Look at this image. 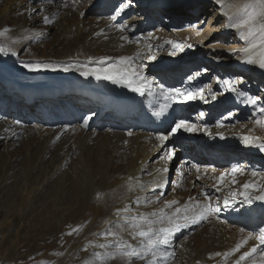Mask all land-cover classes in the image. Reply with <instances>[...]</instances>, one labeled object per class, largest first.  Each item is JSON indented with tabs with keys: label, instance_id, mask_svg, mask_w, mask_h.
I'll return each mask as SVG.
<instances>
[{
	"label": "bare ground",
	"instance_id": "1",
	"mask_svg": "<svg viewBox=\"0 0 264 264\" xmlns=\"http://www.w3.org/2000/svg\"><path fill=\"white\" fill-rule=\"evenodd\" d=\"M118 1L121 0H116ZM147 1L154 2L153 6H149ZM113 2L114 0H0V30L10 29L0 35V46L11 49L7 54L0 53V102H3L0 105V145L7 143L13 146L21 139L27 150L28 147L43 144L35 160L41 159L42 166L48 163L51 166L47 172V176L51 172V202L48 201L42 206L34 220L38 224L51 223V263L45 264H85V261L94 259V251L104 252V249L89 247L85 251L84 248L90 240L103 242L102 236L94 234L102 233L118 219L115 216L117 208L127 204L133 211L151 212L165 206V196L166 200H170L174 195H180L176 200L179 202L177 205L166 208V211H172L175 207L189 202V197L203 201L205 192L212 198L213 205L219 197V212L199 224H189L177 232L170 244L175 257L169 258L168 263L234 264V260L243 251L249 250L252 244L258 241L250 240L241 249V253L227 259L222 255L216 256L215 253L230 251L244 236L255 235L259 228L264 227V201L253 200V203L246 204L241 196L230 202V206H224V197L231 191H242L241 186L245 182L264 183V180L251 175L254 169L264 174V150L257 147L264 143V125L256 123L257 120L264 121V113L260 111L264 104L245 103V99L252 96L245 86L240 85L237 78L233 77V72L254 69L261 72L264 78V68L258 63L245 62L246 54L242 49L247 47V42L237 31L233 33L235 29L227 27V17L224 16V27H214L215 33L206 42L211 41L215 35H223V38L230 35L229 38L233 36L234 40L241 38L242 41L235 40L236 44L232 46L238 48L235 54L231 47L210 50L211 48H206L205 45H195L193 33H190L188 28H197L194 20L203 11L208 13L210 6L213 10L209 12L211 15L207 28L212 27L210 22L216 17L219 18L222 11L235 12L247 1L223 0L222 9L215 0H127L124 10L119 13V8L116 9L113 5L109 7ZM33 8H36L37 12L33 13ZM113 9H116L115 15H104ZM121 13L129 14L130 17L118 24L112 17ZM43 16L53 19L54 23L56 21V25H45ZM150 21L157 31L145 30ZM115 25H124L125 28L121 30ZM181 26L188 28L180 30ZM49 29L56 31L58 37L49 40ZM137 30H140V34H136ZM37 32L42 33L39 38L36 37ZM148 33H152V36L149 37ZM204 35L201 36L202 39ZM60 37L62 38L59 39ZM176 44L180 47H174ZM137 53H140V56L132 62L133 66L140 67L147 76L154 78L155 82L145 85L143 95L123 85L129 93L145 96L143 105L148 103V97H166L167 88L161 94L158 84L167 82L172 88L183 90V79L187 80L189 75L201 73L187 82L190 86L202 84L207 102L197 99L187 101L183 106L188 121L200 129H203L210 119L216 118L214 125L208 127L210 135L203 130L194 133L179 131L169 136L162 145L157 137L160 134L167 135L169 131L151 134L138 129L115 130L111 128V124L116 117L112 120L111 114L103 117L100 124H93L90 128L85 127L84 123L59 128L26 126V115L21 114V108L26 107L22 102L26 97L23 92H19L18 97H12L6 93V88L1 83L9 80L19 87H93L99 92H104L112 88L114 83L82 76L75 67L65 72L63 65L100 66L102 57L112 58L106 63H113L118 62L119 57H135ZM150 55L155 59L149 60ZM30 62L50 63L58 67L30 71L23 66ZM202 69H208L209 73H212L211 82L206 75L208 71H201ZM225 81H232L237 92H231ZM213 92L217 93L216 99L211 97ZM38 106L39 104L35 108ZM228 107L232 109V116L223 114ZM248 109H251L250 113ZM28 111L32 114L37 109L28 108ZM200 112L204 115L200 116ZM18 119H21V122L17 123ZM218 122H222L223 127H218ZM181 136L189 137L191 141L195 140V143L190 144L188 152H181L186 155L190 164L177 168L171 180L169 168L172 166L173 156L168 159L167 152L170 148L175 150L171 137ZM245 136L250 140L254 137L258 139L253 140L251 144H245ZM202 142L207 147H203L200 144ZM18 155H21V152ZM16 158L17 156L13 155L8 161L2 182L5 183ZM205 161H210L213 166H201ZM226 162H232L231 166ZM165 167L168 168L167 173L157 171ZM233 167L241 170L235 174L236 183L232 182ZM38 170L37 172H40ZM224 172H228L229 176L225 178L224 184L218 185L222 188V191L218 192L213 185L217 184L216 178ZM130 177L134 178L131 184L128 182ZM157 182L159 188H156ZM140 184L145 185L143 190L140 189ZM183 186L193 188L194 191L183 192ZM40 187L34 188V196L36 192L43 193ZM27 193L29 201L31 194L30 191ZM161 193L163 195H160ZM158 195L160 200L152 204H135L137 197L142 201L146 197L155 200ZM256 205L259 206L253 209ZM20 213L22 214L18 208L12 211L8 218H4L6 224L0 227L4 238L0 245V264H23L19 258V250L26 243L29 234H25L19 225L22 220ZM252 216L254 221L247 220ZM106 220L109 224H105ZM14 225L19 226L15 232L12 230ZM77 228L79 230L74 232L73 229ZM240 229L244 231L241 232ZM186 231H189L188 235H185ZM125 238L130 239L127 233ZM36 239L38 238L34 236L31 241H37ZM36 246L39 247V244ZM40 250L42 248L38 251ZM261 252H264V245L258 247L255 254L257 261ZM96 264H99V261H96ZM104 264H125V261L118 256L106 260ZM133 264H144V261L134 260ZM242 264H251V259Z\"/></svg>",
	"mask_w": 264,
	"mask_h": 264
},
{
	"label": "snow or ice",
	"instance_id": "2",
	"mask_svg": "<svg viewBox=\"0 0 264 264\" xmlns=\"http://www.w3.org/2000/svg\"><path fill=\"white\" fill-rule=\"evenodd\" d=\"M217 5H220L223 9V0H215ZM124 10V5L118 9V13ZM33 13L37 12L36 8L32 9ZM42 11V10H41ZM222 15L227 17L228 24L227 27L235 29L237 34L246 40L247 47L242 49L246 54L245 62L249 64L258 63L261 68H264V0H248L247 3L238 7L235 12L222 11ZM115 16L112 17L115 20ZM42 21L45 25L54 23L53 19L48 16H43ZM121 30H124V25H115ZM10 29L0 30V35H4L9 32ZM42 35L41 32L36 33V37ZM151 37L152 33H148ZM122 39L127 40L128 37H122ZM171 43V42H169ZM151 49V45H148ZM174 47H180L179 44L174 45ZM191 47V45H189ZM11 51L10 48L6 49L0 46V53H5ZM140 56L137 53L135 57L122 56L119 57L118 62L106 63L112 58L102 57L100 58V66H89L84 65H73L66 64L63 65V70L65 72L69 71L71 68L75 67L76 71L80 72L82 76L85 77H95L97 80H107L113 83L125 84L127 87L132 89L134 92H138L141 95L144 94L145 85L154 83V78L147 76L140 67L133 66V61ZM149 60L155 59L154 56H148ZM91 60V58H89ZM30 71H40L42 69H49L58 67L50 63L44 62H30L23 65ZM203 71H207L204 69ZM201 73L197 72L195 76L189 75L187 77L188 81H192L195 77L199 76ZM227 88L231 92H237V88L232 81H225ZM157 87L161 90V94L165 91L164 84H158ZM168 95L165 97L167 100H171L176 104H183L187 101H195L197 99L207 102L204 95V88H196L193 90L181 89V88H171L167 89ZM240 94V93H238ZM212 99H216L217 93H211ZM258 97H247L245 103L250 105H256L258 102ZM171 107V104H165L163 109ZM261 113H264V108L260 109ZM161 113H157L160 115ZM94 115V114H93ZM200 116L204 113L200 112ZM233 113L229 112L228 116H232ZM92 117L89 116L84 119V126H88V121ZM19 123V121H17ZM257 124L264 125V121L257 120ZM218 127H223L222 122L217 123ZM203 130L204 132L211 134L207 125L203 129H200L196 124L188 120H179L174 123L170 132L158 135L157 139L163 145L165 141L169 139V136L177 134L179 131L194 133ZM222 135V134H221ZM258 138H250L248 136L243 137L245 144H251L253 140ZM261 150H264V143L257 145ZM175 155L174 149H168L167 158L171 159ZM199 171V166H197ZM158 172L163 173L168 172V168L157 169ZM241 170L238 167H233L231 169V175L233 177V183H236L235 174ZM151 175V173H148ZM183 175V173H181ZM252 177H259L260 180H264V174L256 171L255 169L251 172ZM229 176L228 172L221 173L217 177V184L213 185L216 191H222V188L218 185L225 183V178ZM134 180V178H128L129 184ZM140 189L145 188L144 184H140ZM159 182L156 183V188H159ZM241 190H234L229 193L228 196L224 197V206H230V202H234L238 197H243V202L246 204L253 203V200L264 201V183H256L254 181L245 182ZM155 191V189H152ZM254 192L260 194L254 195ZM100 196V194H97ZM160 195H163L161 193ZM160 195L155 197V200L145 198L143 201L140 197H137L135 204L139 206L142 203L152 204L160 200ZM205 199L203 201L199 199H194L189 197V202L184 203L181 206L175 207L172 211H166V208H171L173 205H177V201H166L165 206L153 210L151 212H139L133 211L130 205H125L122 208H117L115 210V216L118 218L116 221L112 222L111 225L102 233L94 234L103 237V242H97L90 240L85 246L84 250L87 251L89 247L93 249H104V252L94 251L93 260L85 261V264H104L106 260L114 259L116 257H122L125 264H133L134 260L144 261V264H168L169 258L175 257V252L170 249V244L175 234L179 232L182 228L187 227L189 224H199L201 221L207 220L210 216H214L219 212V197L216 198V204L213 205L212 198L208 193H203ZM218 218V217H217ZM105 224H109L106 220ZM79 229H73V231H78ZM241 232L244 229H240ZM125 233L130 237V239L125 238ZM72 233L70 232L69 235ZM250 240L258 241V243L252 244L249 250L243 251L246 244ZM135 241V243H133ZM259 245H264V227L258 229V233L253 235L249 234L244 236L243 239L235 245L228 252L215 253L216 256H224L227 259L229 256H233L236 253H241L238 258L234 260V264H242V262L251 259V264H264V252L260 253V259L257 261L255 259V254L257 253ZM113 249L112 251H108Z\"/></svg>",
	"mask_w": 264,
	"mask_h": 264
},
{
	"label": "rangeland",
	"instance_id": "3",
	"mask_svg": "<svg viewBox=\"0 0 264 264\" xmlns=\"http://www.w3.org/2000/svg\"><path fill=\"white\" fill-rule=\"evenodd\" d=\"M246 1L248 2V0H246ZM212 10H213V8H212V6H210L208 8V11L211 12ZM209 12L205 13V11H203L202 13H200L198 15V17H196L194 22H195V25H198L197 28H195V29L191 28L192 29L191 30L188 27H182V28L180 27L179 29L180 30L181 29L187 30V28H188V30H190V33H193V36H194L193 42L195 41L194 42V43H196L195 45H198V44L202 45V46L205 45L204 47L211 48L210 50H213V48L215 50L216 49H224L226 47L232 48V46L236 44L235 40L236 41H242L243 40V39L241 40V38L240 39L236 38L234 40L232 38L233 36L231 38H229L230 35H228L225 38H223V35H219V36L215 35V37L211 41L206 42L207 39H209L212 36V34L215 33L213 31L214 27H215V29H219V28L224 27L223 26L224 15L221 14V16L219 18L216 17L214 20H212L210 22V25H212V27L209 26V28H207L208 24H209L210 15H211V14H209ZM12 18H11V20H12ZM55 25H56V21L54 23V26ZM155 31H157V29H155L154 32ZM211 31H213V32H211ZM150 32H152V31H150ZM233 33L235 34L236 30L233 31ZM47 34H48L49 40H51V38L53 40L54 37L57 38L58 37L57 35H59L56 31H53V30L51 31L50 29H49V32ZM204 34H206V36ZM202 35L205 36L203 39L201 37ZM236 36H238V35H236ZM61 38L62 37H60L59 39H61ZM232 49H233L232 51L234 54L237 53L238 48H232ZM21 55H22V53H21ZM105 117H107V116H105ZM29 126H31V125H29ZM171 128L169 129V132H170ZM176 139H177L176 137L175 138L171 137V140L175 144V151H178V149H179L177 155L175 157L173 156L172 166L169 168L171 180H173V178L176 174L175 171L180 166L179 164L183 163L181 161V159H182V155H181L182 153L181 152L183 150L180 149L181 144L178 143ZM23 143L24 142H22L21 139H18L16 144L13 145L14 147L7 144V143H2L0 145V186H2V187H0V204H1L0 205V227L4 226L6 224L4 221L5 217L8 218L9 217L8 215L12 211H15V209H17V208L20 209V212H22V214L20 213L22 220H21V223L19 225H20V227L22 226L24 233L25 234L28 233L29 236L27 237V240L25 241L26 243L24 245H22L21 249L19 250V258L23 261V264L51 263V256H50L51 255V223H49V224H38V223H35V220H34L35 215L39 214L38 211L40 209H42V206L46 202L48 203V201L51 202V187H50L51 178H49V177H51L50 176L51 172H50L49 176H47V172L49 171V169H51L50 168L51 166L48 165L49 163L47 165L45 164V166H42L41 165V162H42L41 159L35 160V158L38 156V152L40 153V151L42 150L43 144H39V145H36L34 147H28V149L26 150V147H25L26 144L25 143L23 144ZM3 144H6V145H3ZM178 144H180V145H178ZM32 148H33V150H32ZM29 149H30V151H28ZM22 151H23V153H22ZM19 152H21V155H18ZM186 152H188V150ZM12 154L16 155L17 158L15 160L16 162L12 166V170H11L9 176L5 179V183H6L5 184L4 182H2L5 178V171L4 170L6 168L8 161H10L12 159V157H13ZM9 157H10V159H9ZM39 162H40V164H39ZM210 164H212L210 161H205L204 163H201V166H205V168H207L208 165L210 166ZM188 165H189V163L186 164L185 166H188ZM37 167L39 168V170ZM40 167H42L45 170H43ZM47 167H49V168H47ZM37 170L40 172H37ZM42 170H43V172H45L44 174H43ZM44 176L47 178H45ZM25 177H26V179H25ZM44 179H45V181H44ZM47 179H50L49 180L50 182ZM42 182L43 183L45 182V185H43ZM38 187H40V189L43 190L42 191L43 193H41L39 191V193L38 192L34 193L35 194V196H34L33 195V192H35L34 188H38ZM184 188H185V190H184ZM192 190H193V188L190 189V188H187L186 186L182 187L183 192H187V191L193 192L194 190L193 191ZM29 191L31 194V196H30L31 199L28 201L27 196L29 193H27V192H29ZM179 196L180 195H178V196L174 195L172 197V199H170V200H166L167 196H165L164 201H176L177 198H179ZM18 227L19 226L14 225L12 227V230L15 232L16 229H18ZM30 236H31V238H30ZM34 236L38 238V239H36L37 241H31ZM3 241H4L3 232L0 231V245L2 244ZM37 244H39L40 248L38 246H36ZM36 247H38V248H36ZM41 248H42V250L38 251ZM168 262L170 263V261H168Z\"/></svg>",
	"mask_w": 264,
	"mask_h": 264
}]
</instances>
